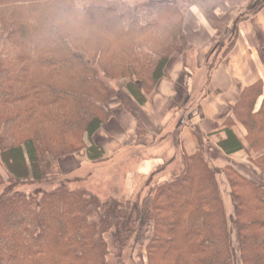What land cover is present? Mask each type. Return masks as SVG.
<instances>
[{"label":"trees","instance_id":"16d2710c","mask_svg":"<svg viewBox=\"0 0 264 264\" xmlns=\"http://www.w3.org/2000/svg\"><path fill=\"white\" fill-rule=\"evenodd\" d=\"M196 1L0 0V166L8 175L0 192V264L120 261L142 221L152 223L147 264H264V188L224 168L227 218L216 183L221 170L210 165L197 129L198 151L179 153L169 180L154 190L161 170L151 173L146 191L132 199L100 197L57 167L79 152L88 161L105 156L92 137L112 116L108 104L129 112L122 90L146 102L173 57L188 50L183 23ZM261 96V82L243 91L219 148L227 156L245 149L264 179ZM238 122L245 145L234 131ZM25 182L37 187L19 192Z\"/></svg>","mask_w":264,"mask_h":264},{"label":"crops","instance_id":"0c3cea01","mask_svg":"<svg viewBox=\"0 0 264 264\" xmlns=\"http://www.w3.org/2000/svg\"><path fill=\"white\" fill-rule=\"evenodd\" d=\"M260 1V5L256 0H200L195 3L196 5L193 4L185 14L183 23V36L188 48L185 54L189 59H193L198 68H201L206 56L220 40L227 43L221 47V57L216 62L215 69L208 73L206 86L203 92L199 91L200 95L196 101H193L192 95L193 80H189L191 77L185 72V67L184 72L182 69L180 72V75L184 74L179 76L183 85L181 84L176 91L174 74L182 68L186 59L175 56L168 65L166 79L159 82L144 104L138 106L127 94L128 98L124 99L129 112L118 108V105L117 109H111L110 120L95 133L96 139L92 137L93 144L100 146L105 156L98 161H88L84 152H81L77 157L83 160L78 164L71 160L74 156L66 157L62 162H58L60 174L68 179L78 178L82 181L80 184L82 187L100 197L119 196L115 191L112 192L114 194L108 195L96 193L95 189L101 183V178L108 182L107 173L100 176L98 168L83 171V167L98 165L95 163L102 165L108 156H115L125 150L139 147L156 148L157 151L143 159V164L139 165L136 174L147 180L151 173L160 169L155 179H158L159 184H163L170 177L166 171L179 161L177 159L179 153L191 156L198 151L199 142L194 132V129H197L203 136L210 165L221 170L216 175V183L223 207L227 210L232 208L229 187L222 171L229 166L242 175L243 172L239 170L243 171L250 166L256 168L248 160L245 149L227 156L219 148V143L226 139L223 123L231 115L233 106L246 88L261 82L262 96L257 102L256 109L264 100V0ZM251 9H254V12L250 14L245 15L242 12ZM222 12L227 14L225 22L220 17ZM236 22L238 25L232 34ZM182 110L187 111L184 123L179 119ZM115 123L121 127L120 131L103 146L97 140L103 142V137L107 134L105 130H110ZM163 131L166 135L164 139ZM242 144L245 145L243 142ZM168 148L171 149L172 157L165 160L163 155L168 153ZM261 153L253 154L252 158L255 159ZM171 159L174 161L169 164ZM111 173L114 175L113 179H117V170ZM131 176L128 178L129 182L132 180ZM92 179L91 184L87 185ZM219 186L222 191H227L225 202ZM129 187L128 183V190Z\"/></svg>","mask_w":264,"mask_h":264},{"label":"rangeland","instance_id":"374dc122","mask_svg":"<svg viewBox=\"0 0 264 264\" xmlns=\"http://www.w3.org/2000/svg\"><path fill=\"white\" fill-rule=\"evenodd\" d=\"M78 1L83 2L84 0H78ZM132 1H135V0H132ZM259 1L260 0H256V2H258V4L260 5ZM197 2L198 1H196L195 3L197 4ZM195 3L193 4L196 5ZM256 6L257 4L254 5L253 7L256 8ZM242 12L243 14L247 15V14L254 12V9L253 10L251 9L250 11L244 10ZM220 17L224 22L227 20V14H224L223 12L222 14H220ZM237 25H238L237 22L233 25V30L231 31L232 34H234V31L236 30ZM143 42H145V45H146L148 41L144 40ZM226 44L220 40V42L211 49V51L209 52V55L206 56L205 63L203 67L201 68H198V65L193 62V59H189V56L185 54L183 57V59L184 58L186 59L185 63L182 64V68H180L174 74L176 76V79L178 78V81H176L175 77H173V79H175L176 91H177V88L181 86V84L183 85L182 81L179 80V76H182L184 74L183 73L180 75V72H181V69L184 72L183 68L185 67V70H186L185 72L191 77L189 80L190 81L193 80L192 81V87H193L192 95H193V101H196V99L200 95L199 91L203 92L206 86L208 73H211L215 69L216 62L221 57V47H224ZM124 82H125V79H119L115 83H124ZM181 89L183 90L182 87ZM183 94L184 93H182V95ZM122 97L123 99L128 98V95L125 92V90H122ZM172 101L173 103L175 102V100H172ZM119 104H120L119 102L112 101L108 104L107 109L115 110L117 109V105H118V108H120ZM186 112L187 111H184V110H182L181 112L179 119L183 120L182 122L186 121L185 120ZM242 127H243L242 124L238 122V125L235 126L234 131L240 143L242 142L245 143L246 142L245 132L244 130L242 131ZM120 128L121 127L118 125V123L113 124L110 130L108 129L105 130L107 134L104 135L103 142L99 140L97 141L104 146L105 143L115 138L116 134L120 131ZM99 133H101V131ZM93 136L95 139L97 138V135L94 134ZM165 136H166L165 132L163 131L162 139H164ZM162 141H165V140H162ZM168 141L170 142L171 140L168 139ZM159 147H161V143L159 144ZM157 150L158 149L156 148L145 149L143 147L135 148L132 150H125L122 153L117 154L115 156H111V157L108 156L106 160L103 161L102 165H100V163H95L98 165H94V166L87 165V166H84L82 170L88 171L91 169L94 170L98 168L97 170L100 176L101 174L104 175L105 173H107L106 176H107L108 182H106L104 179L101 178V181H100L101 183L95 189L96 193H99V194L101 193L102 195H108L109 193L114 194L112 192L115 191L119 195L117 197L120 199H123V200L132 199L134 198V196H136L137 193H139V191L141 190L146 191L147 189V188L143 189L144 183H146V180L136 174V172L139 170V169L137 170V168L139 167V165L143 164V159L144 160L147 159L148 155H150L151 153H154ZM170 152H171V149L168 148V153L166 155H163L165 160H168L172 157L171 155L172 153L170 154ZM71 156H74V157H71ZM77 156H79L78 153L70 155L71 160L75 164H78L80 161L83 160L81 158H78ZM66 157H69V156H66ZM66 157H62L58 159L57 165L60 162H62L64 158ZM71 165L72 163L69 164V166ZM173 169H174V166H170L169 169L166 171V173L171 175V172H172L171 170ZM114 170H117L118 172L117 179H113L114 175L111 172H113ZM239 172H243L242 175H244L248 180L253 181L255 182V184H258L264 188V179L262 178L258 170L253 169L250 166V168H244L243 171L239 170ZM258 173L260 174L259 176H258ZM130 175H132L131 176L132 180L129 182L128 178ZM0 177H1V182H2V185H0V192H1L4 189V185L7 184L6 181L8 180L7 172L5 171V168L3 166H0ZM153 180H152L153 186L150 188V190L151 189L154 190L156 188V185L157 186L160 185L158 179H153ZM92 181L93 179L87 185H90ZM53 183H57V182L54 181V182H50V184H46V185L44 184L45 185L44 188L51 189L52 187L55 186V184ZM128 183L130 185L129 190H128ZM36 187H37V183L25 182L20 187H17V190L23 193H30ZM105 189L107 190L108 193L107 192L105 193ZM219 189H220V186H219ZM150 190H149V193H150ZM220 192L223 195L224 202H225V196L227 194V191H222L220 189ZM152 196H153V192L150 194L148 200L146 201L147 206L150 205ZM224 212H225L226 217L229 218L230 215L232 214V208L228 210L224 209ZM151 235H152V223L147 222V221H142L139 226L137 239L136 241H134L135 243L134 244L130 243L129 246L126 247V249L124 250L121 256L120 261H118V259L114 258L113 256H110L108 259L109 263L110 264H147L145 248H146V245L148 244V241L151 238Z\"/></svg>","mask_w":264,"mask_h":264}]
</instances>
